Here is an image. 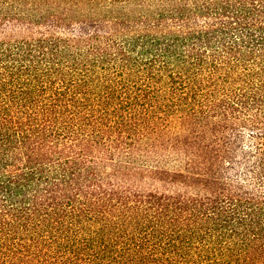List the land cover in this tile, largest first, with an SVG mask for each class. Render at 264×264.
I'll use <instances>...</instances> for the list:
<instances>
[{
	"label": "trees",
	"instance_id": "obj_1",
	"mask_svg": "<svg viewBox=\"0 0 264 264\" xmlns=\"http://www.w3.org/2000/svg\"><path fill=\"white\" fill-rule=\"evenodd\" d=\"M0 264H264V0H0Z\"/></svg>",
	"mask_w": 264,
	"mask_h": 264
}]
</instances>
